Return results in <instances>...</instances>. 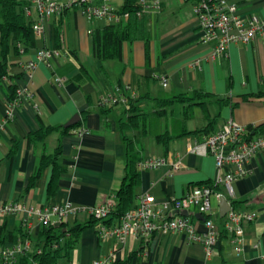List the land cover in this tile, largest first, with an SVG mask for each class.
<instances>
[{
    "label": "crops",
    "instance_id": "obj_1",
    "mask_svg": "<svg viewBox=\"0 0 264 264\" xmlns=\"http://www.w3.org/2000/svg\"><path fill=\"white\" fill-rule=\"evenodd\" d=\"M110 1L117 7L124 2L118 6ZM160 1V8L152 6L145 14L142 35L123 42L120 59L94 55L89 30L95 31L107 22L90 21L77 8L46 19L44 36L36 37L37 47L24 51L20 46L17 52V43L12 44L8 71L13 77L2 80L0 88V202L46 205L70 200L83 209L116 193L126 173L127 146L121 120L127 117V106L120 104L104 113L101 101L109 88L123 85L128 92H137L141 98L137 104L147 114L139 130L125 134L140 138L145 157L183 162V168L172 176L167 163L140 169L137 193H151L158 206H163L170 204L173 197L186 194L192 186L211 182L218 185L229 202H237L236 209L256 210L258 217L244 224L241 250L223 232L210 257L202 244L188 240L185 230L157 234L148 242L130 237L121 245L114 237L101 240L97 229L90 227L83 231L69 258L78 264H94L114 251L113 261L106 264H264V149L248 164L249 174L232 183V194L224 185L216 184L225 170L218 169L214 156L190 149L203 134L194 132L206 126L215 130L231 117L264 131V35H257L250 43H232L226 54L214 56V44L205 41L199 26L196 0ZM229 1L239 14L264 17V0ZM32 17H37L35 11ZM57 28L61 32L59 40ZM40 47L55 51L48 59L51 66L40 62L29 77L24 65ZM161 76L168 78V85L162 84ZM57 77L65 80L60 83ZM10 84L26 88L30 94L22 96L15 117L5 122ZM181 95L186 99L168 103L161 114L156 113L155 98ZM75 114H80V121L88 129L85 134L78 135L76 128L66 133L53 131L43 140H27V135L42 124L62 126ZM166 132L172 137L164 144L157 136ZM15 143L16 151L9 155ZM58 147V162L66 170L56 192H49L52 165L27 190L41 156L54 155ZM212 207V219L221 225L225 218L220 216V200L213 198ZM195 218L197 227L205 230L203 220ZM87 219L80 212L67 222L72 225ZM3 223L9 230H16L20 221L10 215L0 219V227ZM40 228L31 231L35 239Z\"/></svg>",
    "mask_w": 264,
    "mask_h": 264
},
{
    "label": "built area",
    "instance_id": "obj_2",
    "mask_svg": "<svg viewBox=\"0 0 264 264\" xmlns=\"http://www.w3.org/2000/svg\"><path fill=\"white\" fill-rule=\"evenodd\" d=\"M160 3V0H139L140 7L135 14L143 16L152 6L160 8ZM71 8H77L90 21L103 20L107 23L127 24L132 18L130 12L122 11L110 0H30V4L24 8V11L33 20L35 37H42L45 33V20L52 15H61ZM194 10L205 41L214 44V56L226 54L232 43H250L257 35H264V17L239 14L236 5L229 0H196ZM34 11L37 17L33 19ZM89 32L93 34L94 30ZM54 53V50L46 47L38 48L35 57L26 61L24 72L32 77L40 62H46L51 66L48 59ZM7 78V75L3 76V80ZM160 79L163 85H168L169 80L166 76H161ZM56 80L61 83L65 78L57 77ZM26 94H30L26 88H18L16 97L8 100L5 122L15 117L16 107L22 96ZM137 97L135 90L128 92L127 88L118 85L108 89L102 97L101 105H126L131 99ZM87 131L88 129L83 126L76 132L78 135H83ZM190 149L198 154L214 156L218 169L225 170L217 178L216 184L224 185L232 194V183L249 174L248 164L258 152L264 149V131H257L254 126L238 123L231 117L219 128L203 134ZM165 163L170 165L169 176L183 168L181 159L167 160L165 157L154 156L142 158L137 165L142 170L157 168ZM223 196L225 195L218 189L203 184L190 189L183 196L173 197L170 204L158 206L157 198L153 194L140 192L136 195L135 204L130 209L111 224L102 222L97 227V233L101 240L114 237L118 244L125 245L130 237L146 242L157 234L185 230L188 233V240L202 244L206 255L210 257L222 233L226 232L236 242L237 249L241 250L245 241L244 224L255 220L258 212L236 209L231 204L232 207L224 216L223 223L216 225L212 219V199L221 200ZM116 204L115 193L101 203L83 209L74 206L70 200L46 205H26L13 200L0 202V219L14 215L26 229L32 231L37 226L55 224L56 221L66 222L71 215L80 212H84L87 218L108 219ZM172 209L180 213H174ZM183 210H187L189 214H181ZM198 213L204 216L205 230L199 229L195 223V215ZM32 246L30 239L0 245V264H16L20 254ZM114 257L115 252L112 251L104 259L95 260L94 264L110 263ZM59 264L78 263L73 260H64Z\"/></svg>",
    "mask_w": 264,
    "mask_h": 264
},
{
    "label": "trees",
    "instance_id": "obj_3",
    "mask_svg": "<svg viewBox=\"0 0 264 264\" xmlns=\"http://www.w3.org/2000/svg\"><path fill=\"white\" fill-rule=\"evenodd\" d=\"M29 4L30 0H0V88L4 75L13 77L9 75L8 71L9 54L12 44H15V42L17 43L14 46L17 52H19L20 46L23 47L24 51L37 47V39L33 32V20L27 16L24 11V8ZM139 7V0H124L120 8L122 11L132 14L130 21L127 24L107 23L93 32L92 50L96 57L100 59H120L122 57L123 42L126 40H134L142 35L146 22V15L137 16L135 14ZM60 36V29L57 28L58 40ZM120 86L124 87L123 85ZM9 88L11 89V93L8 100H11L16 97L18 85L10 84ZM198 95H201V93L198 92ZM140 99L138 95L137 98L131 99L128 104L125 105L127 106V117L121 120V129L125 133L126 131L139 130L142 127V123L147 118V114L143 112L137 104ZM185 99L186 96L184 95L172 99L155 98L154 100L158 107L156 113L161 114L168 103L176 100L183 101ZM117 105L120 104L111 106L102 104L101 109L104 113H107ZM82 126L83 124L81 121L68 127L65 125L52 126L42 124L38 130L27 135V140H43L53 131L62 130V133H66ZM212 131L213 129L206 126L202 130L194 133L201 132L206 134ZM125 133L124 140L127 146L126 173L121 186L115 193L117 204L112 210L110 217L108 219L91 217L83 222H75L72 225L67 221L59 224L43 225L36 239L32 232L26 229L21 222L16 230H9L6 224L3 223L0 227V245L6 242L16 243L24 239H30L33 244L32 248L20 254L16 264H59L61 261L71 260L69 258L70 253L78 245L84 230L90 227L97 229L102 222L108 224L113 223L135 204L136 195L138 194L136 190L141 180V170L138 168L137 163L145 156L142 153L143 148L140 138H130ZM171 137L172 136L166 132L158 134L157 139L161 143L167 144ZM15 151L16 143L10 149L9 155L14 154ZM60 153L61 148L58 147L54 155L43 154L41 156L35 172L29 178L27 190L35 185L44 169L52 165L53 175L49 184V192L50 194L56 192L60 176L66 170L65 167L58 162ZM204 184L218 189V185L211 182H206ZM197 186H200V184ZM194 187L196 186H192L191 189ZM236 203V201L231 200L233 207H236ZM118 263L121 262H113V264ZM220 264H225V262H221Z\"/></svg>",
    "mask_w": 264,
    "mask_h": 264
},
{
    "label": "water",
    "instance_id": "obj_4",
    "mask_svg": "<svg viewBox=\"0 0 264 264\" xmlns=\"http://www.w3.org/2000/svg\"><path fill=\"white\" fill-rule=\"evenodd\" d=\"M81 117L80 114H75L66 124L65 126H72L74 124H76L78 121H80ZM231 203L229 202V200L223 196L220 200V216L224 217L226 215V213L231 209ZM181 214L183 215H188L189 212L187 210H183L181 211ZM196 216L202 220H204V216L202 214H196Z\"/></svg>",
    "mask_w": 264,
    "mask_h": 264
},
{
    "label": "rangeland",
    "instance_id": "obj_5",
    "mask_svg": "<svg viewBox=\"0 0 264 264\" xmlns=\"http://www.w3.org/2000/svg\"><path fill=\"white\" fill-rule=\"evenodd\" d=\"M116 5L120 6L122 3V0H112Z\"/></svg>",
    "mask_w": 264,
    "mask_h": 264
}]
</instances>
